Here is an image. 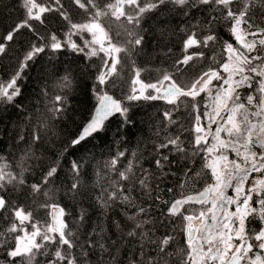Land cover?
Returning a JSON list of instances; mask_svg holds the SVG:
<instances>
[{
  "label": "snow or ice",
  "instance_id": "snow-or-ice-1",
  "mask_svg": "<svg viewBox=\"0 0 264 264\" xmlns=\"http://www.w3.org/2000/svg\"><path fill=\"white\" fill-rule=\"evenodd\" d=\"M169 5L187 18L185 26L180 28L184 33V55L175 61L177 67L204 56L203 51L192 53L191 50L208 48L216 43L218 37L213 26L221 21L228 23L229 33L237 46L225 42L223 51L227 59L220 63L219 69L209 68L190 84H181L168 71H162L155 82H148L142 78L145 69L137 67L133 59V78L126 99L163 100L172 108L163 112L161 122L175 124L173 111L183 103V98L195 102L200 93L211 90L213 80L220 81L221 87L216 90L210 112L199 113L196 104H192L198 113L191 130L192 147L194 151L207 153L204 167L211 171V182L195 195L172 201L162 200L156 194L162 190L165 178L175 174L173 165L180 163L179 159L170 158L171 154H183L186 158V148L179 135L166 136L156 146L152 161L155 170L143 167L134 170L130 162L121 171L117 164L124 156L123 152L109 161L106 167L114 171L117 178L108 188L101 189L96 200L105 212L113 205L122 206L126 219L131 222L126 233L119 222H114L120 229V240L130 239L136 245L132 255L122 261L117 256L118 241L105 235L103 228L92 229L81 242L80 228L73 231L69 227L64 219L68 214L59 204L45 201L38 205L51 210V222L41 224L32 210L15 203L9 196L11 192L35 202L38 195H43L51 200L54 193L50 186L58 172L55 162L39 182L32 184H28L22 172H14L10 163H0V219L7 221V227L0 229V250L4 253L0 264H40L37 257L49 255L50 246H54V250L47 264H92L93 256H96V264H104L105 256L113 264H264V0H68L67 4L64 0H22L25 15L0 36V56L8 53L10 44L21 30L32 32L36 39H43L33 21L44 25L48 14L55 13L69 28L63 41L52 32L46 45L29 46L12 76L7 81H0V103H13L21 94L18 81L30 66L29 62L44 52L45 47L53 51L67 47L88 60L98 58L101 64L92 86L97 104L90 119L71 140L72 147L81 145L93 134L103 131L106 121L113 115L127 118L128 108L107 89L117 85L125 63L143 52L144 18ZM202 10H210V14L199 20L195 14ZM73 11L85 14L86 21L74 23ZM111 22L121 29L115 36ZM204 30L208 34L201 36ZM85 33L91 39H85L82 46L72 40L73 35L83 39ZM71 83L65 76L60 86L70 89ZM242 88L250 90L244 97L240 92ZM67 111V93L55 95L47 119L40 121L41 126L51 131L54 125L49 121L64 116ZM202 117L207 119V124L201 123ZM19 139L24 140V136ZM32 139H41L38 131ZM229 151L235 154L234 159H229ZM80 167L76 161L71 164L74 175L67 191L73 199L84 194L80 191ZM254 173L258 175L254 176ZM200 175L188 169L184 173L187 179L180 181L179 186L183 188ZM228 188L233 189L235 195H226ZM167 191L171 192L172 188ZM143 196L166 205V217H179L184 222L183 247H176V237L167 231L156 234L157 221L148 218L149 209L139 203V197ZM190 204L201 207L186 214L189 209L185 205ZM129 207L135 208V212L128 214ZM85 219L82 212L79 216L81 227ZM256 221L260 224L258 229L251 226ZM160 227L167 225L161 221Z\"/></svg>",
  "mask_w": 264,
  "mask_h": 264
},
{
  "label": "trees",
  "instance_id": "trees-1",
  "mask_svg": "<svg viewBox=\"0 0 264 264\" xmlns=\"http://www.w3.org/2000/svg\"><path fill=\"white\" fill-rule=\"evenodd\" d=\"M64 2L67 4L68 0ZM21 3L22 0H0V36L6 34L7 30L23 19L25 11ZM209 14L210 10H202L195 15L197 19L203 20ZM71 15L74 23H83L87 19L82 12L73 11ZM186 20L187 18L172 5L161 8L154 14L150 13L144 18L142 22L145 35L143 52L134 55L125 63L117 85L107 89L110 95L121 99L128 108L127 118L120 115L111 118L106 122L103 131L87 138L76 147L71 146V140L79 134L84 124L90 119L97 104L92 86L101 61L95 57L88 60L83 54L74 53L67 47L59 51L45 47L44 52L29 62L30 66L25 69L22 79L18 81L21 94L13 103H0V163H10L14 172H22L28 184L39 182L53 162L57 164L58 172L54 183L50 186L54 193L51 200L38 195L34 202L32 199L9 192V196L15 203L32 210L36 220L41 224L50 222V209L40 208L38 205L45 201L59 204L68 214L64 218L69 227L73 228V231L80 228L78 234L81 242L86 239V234L92 229L101 227L105 230V235L118 241L120 250L117 256L120 260L126 261V258L130 257L136 249V245L130 239L121 241L120 229L114 224L119 222L121 229H124L126 233L131 222L124 215L125 209L122 206L113 205L105 212L96 200V197L101 194V189L108 188L111 181L117 178L115 172L106 167L109 161L123 152L124 156L120 157L117 164V168L121 171L130 162L134 170L141 167L155 170L152 161L156 155V146L166 136L179 135L186 148V158L183 154H171L170 158L179 159L180 163L173 165L172 171L175 174L165 178L164 183L161 184L162 190L156 194L160 195L162 200L172 201L182 196L195 194L211 182V172L204 167L205 152L194 151L192 147L191 130L198 114L193 110L192 104H196L199 113L209 111L210 97L213 101L217 88L221 87L219 83L213 82L214 84L210 86L211 90L200 93L195 102L191 98H183V103L173 111L175 124L161 122L163 112L172 108L163 100L128 101L126 99L130 93L133 78V59L137 67L145 69L142 72V78L148 82H155L160 78L162 71H168L173 73L181 84H190L209 68L219 69L220 63L227 59V54L223 51L225 42L237 46L229 33L228 23L221 21L213 26L214 34L218 37L216 43L208 48L191 50L192 53L203 51L204 56L194 58L188 65L177 67L175 61L184 55L182 52L184 33L180 31V28L185 26ZM33 24L43 39H36L32 32L21 30L14 42L10 44L8 53L0 56V81H7L12 76L30 45H46L48 35L52 32H55L61 41L66 39L65 34L68 32L69 25L55 13L48 14L46 24L41 25L35 21ZM111 27L114 36L117 31H121L115 22H111ZM206 34H208L207 30L200 33L201 36ZM85 39H91V36L87 33L83 34V39L79 35L72 36V40L81 46ZM169 49H171L170 52ZM65 76L71 79L70 89H62L60 86ZM249 91L246 88L240 89L242 97ZM65 92L68 111L64 116L49 121L54 128L48 131L41 126L40 121L47 119L48 108L54 96ZM202 119L204 120L203 117ZM37 131L41 139L34 141L32 136ZM158 131L159 136H157ZM21 135L24 136V140L19 139ZM230 153L228 152L227 155L231 157ZM232 157L235 158V155ZM73 161L81 165L79 182L80 191L84 193L75 199L67 191L73 180L74 174L71 171ZM188 169H192L193 173L199 172L201 175L194 182L188 181L181 188L180 181L187 179L184 173ZM169 187L172 188L171 192L167 191ZM134 195L139 196V193ZM139 203L149 209L148 218L157 221L154 229L157 235L167 231L176 237V247L184 246V222L179 217H166L164 214L167 212V206L154 202L146 196L139 197ZM188 209L186 214H192L193 209ZM127 211L131 214L135 212V208L129 207ZM82 212L86 219L81 227L79 216ZM161 221L165 222L167 227H160ZM251 226L258 229L260 224L256 221ZM5 227H7V221L0 219V229ZM53 250L54 246H50L49 255L37 257L40 264H47ZM3 260L4 253L0 250V261ZM92 264H96V256L92 257ZM104 264H113V262L105 256Z\"/></svg>",
  "mask_w": 264,
  "mask_h": 264
},
{
  "label": "rangeland",
  "instance_id": "rangeland-1",
  "mask_svg": "<svg viewBox=\"0 0 264 264\" xmlns=\"http://www.w3.org/2000/svg\"><path fill=\"white\" fill-rule=\"evenodd\" d=\"M213 101H212V99H211V101H210V107H209V112L212 110V106H213V103H212ZM205 119V122H208L207 121V119L206 118H204ZM214 127H215V125H213ZM211 142V141H210ZM210 159L211 158H209V160H208V162H210ZM230 192V193H229ZM229 195V196H232V195H235V193L233 192V189H230V188H228L227 190H226V195Z\"/></svg>",
  "mask_w": 264,
  "mask_h": 264
},
{
  "label": "water",
  "instance_id": "water-1",
  "mask_svg": "<svg viewBox=\"0 0 264 264\" xmlns=\"http://www.w3.org/2000/svg\"><path fill=\"white\" fill-rule=\"evenodd\" d=\"M117 115H119V114H115V115H113V116L110 117L108 120H110L111 118H113V117H115V116H117ZM108 120H107V121H108ZM107 121H106V122H107ZM95 134H96V133H95ZM93 135H94V134H93ZM190 205H191V206H200L199 204H190ZM190 205H189V206H190ZM185 206H188V205H185ZM50 211H51V210H50ZM50 222H51V216H50Z\"/></svg>",
  "mask_w": 264,
  "mask_h": 264
},
{
  "label": "flooded vegetation",
  "instance_id": "flooded-vegetation-1",
  "mask_svg": "<svg viewBox=\"0 0 264 264\" xmlns=\"http://www.w3.org/2000/svg\"><path fill=\"white\" fill-rule=\"evenodd\" d=\"M229 152H231V151H229ZM230 158H231V159H234L233 157H230V156H229V159H230Z\"/></svg>",
  "mask_w": 264,
  "mask_h": 264
}]
</instances>
